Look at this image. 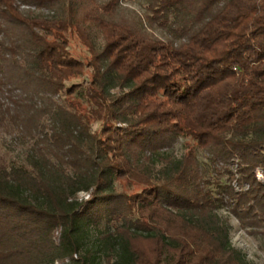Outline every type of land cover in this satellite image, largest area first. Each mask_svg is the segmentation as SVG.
<instances>
[{
	"label": "trees",
	"instance_id": "16d2710c",
	"mask_svg": "<svg viewBox=\"0 0 264 264\" xmlns=\"http://www.w3.org/2000/svg\"><path fill=\"white\" fill-rule=\"evenodd\" d=\"M120 1L0 0V264H251L219 209L264 243V0Z\"/></svg>",
	"mask_w": 264,
	"mask_h": 264
},
{
	"label": "rangeland",
	"instance_id": "374dc122",
	"mask_svg": "<svg viewBox=\"0 0 264 264\" xmlns=\"http://www.w3.org/2000/svg\"><path fill=\"white\" fill-rule=\"evenodd\" d=\"M27 5H30V7ZM145 0H121L118 11L115 13V19H121L129 22L136 17L144 18L145 14ZM20 9H29L34 12V14L40 15H51V9L47 6H34L32 4L19 5ZM50 10V11H49ZM156 37L167 39V37L174 39L175 35L169 34L168 31H163L160 28L150 29L149 30ZM100 37L95 38V42L98 45L100 43ZM69 52L73 58H76L80 61H85L89 58L86 47L80 42V40L73 34H67ZM84 62V63H85ZM85 77V76H84ZM16 134L14 130L10 127L0 126V156L5 159L7 164L15 163L17 165H26V152L30 146V143H21L19 141H14ZM186 139L179 138L177 142L173 145L170 152L175 158H179L185 152L184 143ZM196 156L200 163H207V154L203 153L200 150H195ZM231 170L234 172L235 165L232 166ZM256 178L263 182L264 181V172L261 168L256 169ZM235 189L236 185L233 183ZM79 198L86 199L88 195L86 193L80 192L77 195ZM219 213L223 217H228L230 223L229 237L232 245L240 250L246 257V259L251 264H264V243L263 239L259 236H253L248 233V231L241 229L238 221L228 214L225 208L219 209ZM56 233L54 237H56ZM56 264V263H55Z\"/></svg>",
	"mask_w": 264,
	"mask_h": 264
}]
</instances>
